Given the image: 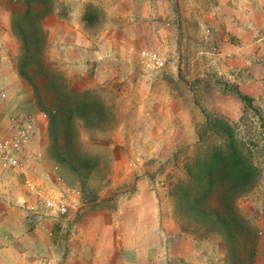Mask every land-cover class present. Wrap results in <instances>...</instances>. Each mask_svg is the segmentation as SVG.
<instances>
[{
	"label": "rangeland",
	"instance_id": "obj_1",
	"mask_svg": "<svg viewBox=\"0 0 264 264\" xmlns=\"http://www.w3.org/2000/svg\"><path fill=\"white\" fill-rule=\"evenodd\" d=\"M20 1L0 0V59L5 53L18 86L27 85L17 70L22 40L11 23ZM53 1L44 58L67 83L90 90L85 98L100 107L94 122L77 118L74 146L63 136L60 140L76 149L79 160H92L82 167L83 180L57 156L49 118L31 150L32 159L46 163L50 176L73 191L61 188L56 196L46 186L51 177L42 185L30 181L44 195L66 200L70 209L109 198L106 208L116 211L142 189L139 194L156 202L151 213L197 238L200 251L213 245L215 263H221L222 237L198 231L200 224L179 206L173 189L185 177L186 162L204 148L200 137L204 144L218 142L220 135L207 119L221 117L235 127L260 168L255 187L238 207L254 221L264 220V0ZM89 4L96 8L93 22L83 20ZM143 51L157 53L164 66H148ZM27 204L21 208L31 218ZM237 243L241 249L244 239Z\"/></svg>",
	"mask_w": 264,
	"mask_h": 264
},
{
	"label": "crops",
	"instance_id": "obj_2",
	"mask_svg": "<svg viewBox=\"0 0 264 264\" xmlns=\"http://www.w3.org/2000/svg\"><path fill=\"white\" fill-rule=\"evenodd\" d=\"M0 28L4 29V24L0 23ZM1 39L5 43V37ZM5 58L3 53L0 139L9 138L15 131L13 118L22 120L40 111L33 90L27 85L18 86L14 68ZM46 127L47 121L41 120L34 140L21 153L24 168H13L0 161V264H227L224 250L221 263H215L213 245L206 244L205 252L200 251L197 238L174 221L165 225L156 211L151 213L156 202L139 194L142 189L126 197L124 205L128 206H119L116 211L106 208L107 202L112 201L108 198L88 206H69L68 214L60 220L36 223V219L28 218L21 206L36 200L37 195L30 191L27 181L42 185L51 177L46 186L54 195L58 196L61 188L73 191L62 186L59 177L50 176L46 163L32 159L37 136L43 135ZM114 216L119 218L115 220ZM255 223L260 227V235L252 264H264V220L255 219Z\"/></svg>",
	"mask_w": 264,
	"mask_h": 264
},
{
	"label": "trees",
	"instance_id": "obj_3",
	"mask_svg": "<svg viewBox=\"0 0 264 264\" xmlns=\"http://www.w3.org/2000/svg\"><path fill=\"white\" fill-rule=\"evenodd\" d=\"M18 5L22 8L14 7L11 11L12 27L22 40L18 74L33 90L38 108L49 113L48 131L56 143L57 156L83 180L82 167H90L92 160H79L76 149L73 153L60 140L63 136L68 145L74 146L77 118L94 122V112L98 113L100 106L85 98L92 93L90 90L80 91L67 83L64 74L52 70L44 58V43L49 35L47 20L55 12L54 1L21 0ZM95 16L96 8L89 4L83 20L93 22ZM57 74L62 75L63 81ZM240 96L246 102L251 100L247 95ZM207 123L216 127L220 139L214 144H204L200 137L199 145L205 146L186 162L185 177L175 184L173 196L179 200V206L194 215L200 224L198 231L222 237L228 264H252L260 229L238 207V200L255 187L260 168L229 121L216 117L207 119ZM240 237L244 239L241 249L237 243Z\"/></svg>",
	"mask_w": 264,
	"mask_h": 264
},
{
	"label": "built area",
	"instance_id": "obj_4",
	"mask_svg": "<svg viewBox=\"0 0 264 264\" xmlns=\"http://www.w3.org/2000/svg\"><path fill=\"white\" fill-rule=\"evenodd\" d=\"M142 55L148 60V66L156 68L164 66V62L157 53L143 51ZM5 95L2 94V96ZM48 118L49 113L43 111L30 113L22 120L13 118L15 131L9 138L0 139V161L13 168H24L21 153L30 146L39 129V122ZM27 186L32 193L37 195L36 200L26 205L29 215L36 220H60L68 214L69 203L66 200L44 195L30 180L27 181Z\"/></svg>",
	"mask_w": 264,
	"mask_h": 264
}]
</instances>
